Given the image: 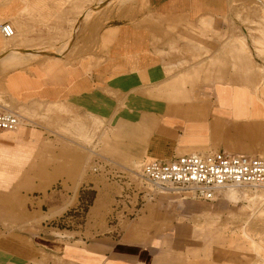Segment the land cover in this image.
<instances>
[{
    "label": "crops",
    "instance_id": "crops-1",
    "mask_svg": "<svg viewBox=\"0 0 264 264\" xmlns=\"http://www.w3.org/2000/svg\"><path fill=\"white\" fill-rule=\"evenodd\" d=\"M239 2L143 0L112 17L99 31L95 30L91 36L95 42L93 48L88 44L86 53L79 60L71 61L60 54L38 60L45 51H25L22 44L31 42L34 29L25 19H17L16 27L23 36L17 38L14 45L2 47L4 54L0 61L14 46L31 55L40 52V57L38 61L9 72L0 90V97L5 95L11 100L1 107L15 109L11 107L14 103L15 110L21 108L24 112V122L17 131H0V180H11L8 188L0 187V211L5 220L14 219L15 197L25 201L26 190L20 191L16 181L29 182L30 165L42 161L36 153L41 149L44 153L46 139L52 133L50 127L31 117L40 106L70 110L76 122L63 128L81 142L88 143L93 137L88 127L94 121L103 122L105 129L100 146H106L121 158L133 159L132 164L145 159L169 160L209 151L264 156V66L255 71L239 62L240 56L251 61L250 51L255 59L246 37H238ZM78 28H74V32ZM39 36L41 45V30ZM252 42L255 51L264 54V34L253 36ZM245 66L246 76L249 77V73L258 75V81L251 84L246 78H240L239 68ZM59 111H56L55 120H60L62 127L65 113ZM57 129L53 130L55 137ZM68 152L69 161L77 167L82 156L78 151ZM88 172L97 176H85L83 190L98 187V191L83 228L94 224L90 215L92 208L95 212H104L107 205L113 211L116 197L124 189L120 184L122 180L95 173L91 168ZM81 192L82 188L78 189L76 199V193L72 194L75 208L81 203ZM67 193L51 192L47 198H42L43 204L52 210L42 221V228L46 227L49 234L55 235L52 239L42 237L43 244L57 245L66 235L59 227L52 230L47 224L61 217L59 212L68 200ZM162 194L147 201L132 221L122 219L119 226L123 233L118 240L104 235L87 243L85 234L76 235L80 237L78 244H82L79 240L85 242L87 245L82 246L88 251L87 256L78 261L87 264H176L169 254L172 250L162 245L171 241L185 243L196 231L193 221L201 227L226 225L227 221L220 214L208 212L205 206L193 202L197 201L195 199H184L188 201L179 204L180 213L186 217L179 220ZM230 195L229 191L225 192L229 201ZM111 211L106 217L108 225ZM238 239L229 238V243L235 244Z\"/></svg>",
    "mask_w": 264,
    "mask_h": 264
},
{
    "label": "rangeland",
    "instance_id": "rangeland-1",
    "mask_svg": "<svg viewBox=\"0 0 264 264\" xmlns=\"http://www.w3.org/2000/svg\"><path fill=\"white\" fill-rule=\"evenodd\" d=\"M100 1L102 0H0V25L4 21H9L16 30V37L14 36L12 39H6L0 31V56L4 54L2 47L14 45L15 40L23 36H20L22 31L17 29L15 22L17 19H25L31 29H34L31 32L32 36L30 35L31 42L22 44L25 51H45L44 56L38 60L56 54L67 56L70 61L79 60L86 53L88 44H91V49L93 48L95 42L91 36L95 30L99 31L112 17L118 16L122 10L126 11V8L130 9L143 0H135L134 2L112 0L110 4H105V7L99 8L93 16H88L86 21L79 24L85 12L101 3ZM239 1L237 7L241 16L238 17L237 13L238 37H246L250 49H253L255 58L253 59L250 51L249 58L251 61H245L240 56L239 62L257 71L260 66H264V54H258L255 51L252 37L264 34V0ZM81 12L83 14L79 17ZM261 16L263 17L262 20ZM77 27H79L78 30L74 32V28ZM40 30L42 32L41 45L38 42ZM14 49H18V47H12L11 52H16ZM66 49H69L66 53H59L60 50ZM37 58H32L24 64L5 71H2V67H0V90L9 72L23 68V65L29 64ZM246 66L239 68L240 78H246L251 84L254 80L258 81V75L249 73L250 79L246 76ZM210 70L213 73V69ZM2 97H0V107L11 101L5 95ZM11 104V107L17 109L14 103ZM56 111L59 110L40 106L31 115L33 119L42 122V125L50 127L52 133H49L50 138L46 139L44 153H42V149L36 153L42 161L30 165L32 176L29 182L24 184L26 180L23 179L16 181L20 191L26 190V196L25 201L15 197L13 221L5 220V216L3 217V213L0 211V246H2L0 247V264H87L78 261L87 256L88 251L86 247L82 246L87 245L85 242L79 240L82 244H78L80 237L76 235L85 234L84 240H88L87 243L99 236H113L116 240L122 236V227L118 226L117 229H114L110 224L108 225L106 217L111 209L107 205L104 212H95V208H92L90 215L94 224L83 228L98 187L96 190L91 188L83 190L82 185L86 182L84 177L92 174L88 171L95 159L109 158L134 170L131 168L133 159L121 158L108 150L106 146H100L102 143L100 142L101 134L105 129L103 122L94 121L91 127H88L93 137L88 143L81 142L70 131L63 128V126L71 127L76 122L73 119L76 117H71L70 110L68 112L67 110L59 111L58 113H65L63 115L65 123L61 127L60 120L59 122L55 120ZM19 112L21 115L24 113L21 108ZM56 128H58V134L55 137L56 133L53 130ZM77 144L83 146L78 147ZM63 145L68 148L63 147ZM70 150L78 151L82 156L80 164L76 165L77 167L69 161L70 157L66 154ZM39 171L41 173L37 174ZM2 176L5 177V175ZM92 176L97 175L92 174ZM10 184L11 180H0V187L8 188ZM84 186L88 187L89 185ZM81 188L82 200L75 208L73 207L74 198L72 194L76 193V199L78 189ZM59 191H67L68 200L59 212L61 217L57 220L48 221L47 226L52 230H54L53 227H59L66 235L61 238L57 245L50 246L43 244L42 237L52 239L55 235L49 234L46 227L42 228V221L47 218L46 215L52 210H48L49 205L43 204L45 200L42 198H47L51 192ZM229 193L232 194L228 197L230 201L225 194L213 203L193 200V202L205 206L204 208L208 212L220 214L227 222L226 225L201 227L192 220L196 231L191 238H187L185 243L178 244L171 241L162 245L164 249L172 250L169 254L174 258L176 264H264V189L234 190L229 191ZM162 197L166 198V205L176 212V218L185 220V215L180 213L179 204L188 200L181 199L180 195L172 194H162ZM174 200L179 201L175 202ZM229 215L232 217L228 219L227 216ZM128 219L127 222L133 220ZM236 236L239 239L235 244H230V240L233 237L237 238ZM161 254L166 255L167 252Z\"/></svg>",
    "mask_w": 264,
    "mask_h": 264
},
{
    "label": "built area",
    "instance_id": "built-area-1",
    "mask_svg": "<svg viewBox=\"0 0 264 264\" xmlns=\"http://www.w3.org/2000/svg\"><path fill=\"white\" fill-rule=\"evenodd\" d=\"M0 28L5 38L15 35L9 21L1 23ZM22 119L19 111L0 107V131H17ZM91 170L122 180L124 189L116 197L109 216V224L114 229L124 218L135 219L144 204L157 194L171 193L183 199L215 202L230 190L264 189V156L226 151L195 152L169 160L145 159L137 170L102 158L95 159Z\"/></svg>",
    "mask_w": 264,
    "mask_h": 264
},
{
    "label": "bare ground",
    "instance_id": "bare-ground-1",
    "mask_svg": "<svg viewBox=\"0 0 264 264\" xmlns=\"http://www.w3.org/2000/svg\"><path fill=\"white\" fill-rule=\"evenodd\" d=\"M108 0H102L100 1L101 3H98L96 6L88 9L84 16L80 19L79 21V24L84 21V19L87 17V15L93 11L94 9H98L100 8L102 5H104ZM92 9V10H91ZM78 24V26H79ZM15 28V27H14ZM0 31H1V28H0ZM16 31V30H15ZM15 35H16V32H15ZM14 35V36H15ZM13 36V37H14ZM11 37V38H13ZM16 37V36H15ZM11 38H6V39H11ZM16 52H11L12 50H9V52L7 53V55L4 57V59H2L0 61L1 63V66L0 67H3V69H9L17 64H22V63H25L26 61L32 59V58H37V57H40V52L36 53V54H33L32 55L30 53H23V52H20L18 49H14ZM10 53V54H9ZM23 54H30L31 56H28V55H23ZM143 162V161H142ZM142 162H139V163H135V164H132V167L133 169L137 170L139 169V166L141 165ZM243 190H251V189H242L240 191H243ZM230 191H234V190H230ZM228 192V191H227Z\"/></svg>",
    "mask_w": 264,
    "mask_h": 264
}]
</instances>
